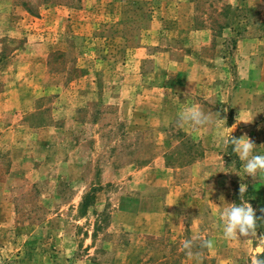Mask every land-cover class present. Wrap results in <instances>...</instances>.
<instances>
[{
    "label": "rangeland",
    "instance_id": "obj_1",
    "mask_svg": "<svg viewBox=\"0 0 264 264\" xmlns=\"http://www.w3.org/2000/svg\"><path fill=\"white\" fill-rule=\"evenodd\" d=\"M231 129L264 154V0H0V264H252Z\"/></svg>",
    "mask_w": 264,
    "mask_h": 264
},
{
    "label": "clouds",
    "instance_id": "obj_2",
    "mask_svg": "<svg viewBox=\"0 0 264 264\" xmlns=\"http://www.w3.org/2000/svg\"><path fill=\"white\" fill-rule=\"evenodd\" d=\"M218 119L223 118L218 117ZM179 120L186 122L193 128H199L212 123L210 116L196 106L183 109L179 113ZM231 133L232 129L230 133H224L223 131L220 133V145L221 147L232 146V152L236 153L239 160L243 162L244 175L256 177L259 173L264 172V154L254 151L257 145L247 135L237 138ZM246 190L240 187L241 196ZM220 220L222 234L225 239H235L239 235L252 236L255 234L257 217L255 215V209L248 201H242L240 203L233 202L229 203L227 207H223L220 212ZM192 243V240H186L184 242V248L188 249L189 255H193L194 259L199 262L201 258L191 253ZM212 243L211 240L203 241V244L208 247H211ZM252 264H264V258L256 257L252 260Z\"/></svg>",
    "mask_w": 264,
    "mask_h": 264
},
{
    "label": "trees",
    "instance_id": "obj_3",
    "mask_svg": "<svg viewBox=\"0 0 264 264\" xmlns=\"http://www.w3.org/2000/svg\"><path fill=\"white\" fill-rule=\"evenodd\" d=\"M84 202H87V199L84 198ZM260 258H264V252L259 255Z\"/></svg>",
    "mask_w": 264,
    "mask_h": 264
}]
</instances>
